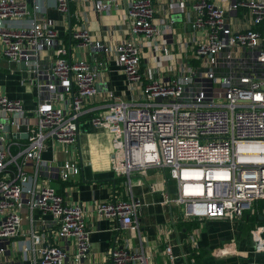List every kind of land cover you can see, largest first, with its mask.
Listing matches in <instances>:
<instances>
[{"label":"built area","instance_id":"built-area-1","mask_svg":"<svg viewBox=\"0 0 264 264\" xmlns=\"http://www.w3.org/2000/svg\"><path fill=\"white\" fill-rule=\"evenodd\" d=\"M79 1L54 0V5L66 15L72 2ZM114 1L95 0L94 10L109 11ZM191 2L193 35L184 43L187 58L177 69L165 66L160 76L142 70L144 48L152 44L156 51L161 45L166 49L157 45L163 26L154 1L126 4V37L113 53L132 94L124 99L106 90L91 123L112 136L110 170L127 180L119 186L130 187L133 176L143 179L148 171L162 169L176 182L177 198L168 202L182 207V218L239 221L264 201V0H235L227 8L212 0ZM41 13L37 0L33 5L0 0V54L32 75L36 89L34 111L0 93V257L9 253L22 264H89L91 232L83 206L71 204L49 181L39 184L24 167L31 160L43 167L42 152L49 141L70 154L79 121L100 94L102 74L85 59L68 60L59 32ZM27 19L31 23L24 26L21 22ZM174 23L171 19L170 31ZM71 36L76 49L109 53L88 29L79 28ZM17 134L27 135L24 144ZM77 168L66 161L59 179L68 182ZM139 207L138 201L118 196L96 202L93 210L140 238ZM48 217L51 229L39 230L38 223L46 224ZM52 238L69 245H57ZM165 253L173 259L170 246ZM109 255L111 264H152L153 258L128 240Z\"/></svg>","mask_w":264,"mask_h":264},{"label":"crops","instance_id":"crops-1","mask_svg":"<svg viewBox=\"0 0 264 264\" xmlns=\"http://www.w3.org/2000/svg\"><path fill=\"white\" fill-rule=\"evenodd\" d=\"M33 5L35 0H26ZM42 7L39 15L46 23L55 27L67 49L68 60L85 59L93 66H98L102 77L98 83L100 94L87 108H90L79 121V137L70 154L55 141H49L42 152L43 167H38L36 160L26 163L24 170L37 182H50V186L63 194L71 204H80L86 212V226L91 232V249L87 258L89 264H111L110 253L128 243L136 250L150 253L152 264H193L195 255L201 256L203 264H264V206L254 204L243 219L229 221L209 219L191 221L182 218V207L173 201L177 198L176 182L167 171L153 169L143 179L133 176L131 186L120 185L127 181L118 178L110 170L112 148L111 134L91 123L93 115L99 112L106 90L114 91L124 99L131 97L128 81L113 53L114 47L126 37L125 9L130 0H115L109 11L98 13L94 10L95 0L72 2L70 14H62L54 5V0H37ZM109 1V0H105ZM157 17L163 26L157 45L165 44L166 49L157 46L144 48L143 72L150 71L160 76L162 68L169 64L183 63L188 50L184 43L193 35L191 0H153ZM228 7L235 0H212ZM76 13V16H75ZM171 19L175 23L169 26ZM24 26L30 19L21 22ZM79 28L88 29L95 41H101L109 53L93 48L76 49L72 32ZM191 28V29H190ZM49 64V62H47ZM36 81V80H35ZM0 93L12 99H20L26 110H36L34 80L32 75L20 72L16 65L0 54ZM100 110H99V109ZM99 110V111H97ZM30 120L33 116L28 114ZM10 129L7 131L9 132ZM16 137L22 144L27 138ZM14 137V135H13ZM66 161L77 163L68 182L59 179V170ZM40 168V169H39ZM118 187V188H117ZM131 191V192H130ZM122 197L140 203L137 212L140 238L130 232L119 230L117 220L99 218L93 210L96 202L109 201ZM263 205V204H262ZM23 223L28 226V214H24ZM39 218V214L35 216ZM46 224L38 223V229L48 231L51 218L44 219ZM54 232V229L53 231ZM53 243L66 246L67 243L52 238ZM69 245V244H68ZM67 245V246H68ZM172 248L173 259L165 253V248ZM20 257L6 253L0 257V264H22ZM31 261L25 262L30 264Z\"/></svg>","mask_w":264,"mask_h":264},{"label":"trees","instance_id":"trees-1","mask_svg":"<svg viewBox=\"0 0 264 264\" xmlns=\"http://www.w3.org/2000/svg\"><path fill=\"white\" fill-rule=\"evenodd\" d=\"M89 117L91 116L90 115L84 116V119H88ZM256 204H259L260 207L264 206V201L256 202ZM193 260H194L193 264H203L201 256L195 255L193 257Z\"/></svg>","mask_w":264,"mask_h":264},{"label":"water","instance_id":"water-1","mask_svg":"<svg viewBox=\"0 0 264 264\" xmlns=\"http://www.w3.org/2000/svg\"><path fill=\"white\" fill-rule=\"evenodd\" d=\"M190 26H192V25H190ZM21 68L22 69H25V64H21ZM8 130H9V128H6V131H8ZM15 137H24V136L23 135H20V134H17V135H15Z\"/></svg>","mask_w":264,"mask_h":264},{"label":"rangeland","instance_id":"rangeland-1","mask_svg":"<svg viewBox=\"0 0 264 264\" xmlns=\"http://www.w3.org/2000/svg\"><path fill=\"white\" fill-rule=\"evenodd\" d=\"M111 141H112V140H111ZM27 227H28V226H25V225H24V230H25V231H26Z\"/></svg>","mask_w":264,"mask_h":264},{"label":"bare ground","instance_id":"bare-ground-1","mask_svg":"<svg viewBox=\"0 0 264 264\" xmlns=\"http://www.w3.org/2000/svg\"><path fill=\"white\" fill-rule=\"evenodd\" d=\"M111 153H112V149H111ZM110 162V161H109Z\"/></svg>","mask_w":264,"mask_h":264}]
</instances>
